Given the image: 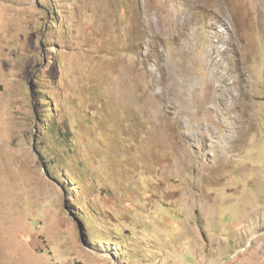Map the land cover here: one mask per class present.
<instances>
[{"label": "rangeland", "instance_id": "374dc122", "mask_svg": "<svg viewBox=\"0 0 264 264\" xmlns=\"http://www.w3.org/2000/svg\"><path fill=\"white\" fill-rule=\"evenodd\" d=\"M0 264H264V0H0Z\"/></svg>", "mask_w": 264, "mask_h": 264}]
</instances>
